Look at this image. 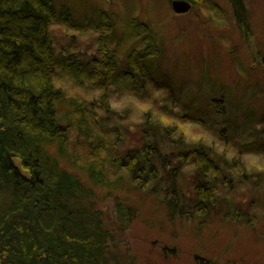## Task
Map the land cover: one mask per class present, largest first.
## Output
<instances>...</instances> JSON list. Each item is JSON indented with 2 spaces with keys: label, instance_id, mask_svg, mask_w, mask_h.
Masks as SVG:
<instances>
[{
  "label": "trees",
  "instance_id": "1",
  "mask_svg": "<svg viewBox=\"0 0 264 264\" xmlns=\"http://www.w3.org/2000/svg\"><path fill=\"white\" fill-rule=\"evenodd\" d=\"M186 1L194 4L196 0ZM230 2L237 27L251 37L246 0ZM103 14L106 20L102 26L94 28L99 35L97 56L100 61L96 60L94 69L89 71L88 59L79 60L76 54L66 57L68 52L54 41L51 28L55 25L79 29L68 4L56 0H0V264H120L114 254V234L129 226L130 212L123 201L117 200L114 222L108 223L110 211L104 207V198L62 165L61 159L71 156L67 148L70 128L78 139V143H74L88 152V175L98 187H114H109L110 174L120 181L119 171L125 170L132 179L155 180L151 191L172 218L190 217L199 225L207 226L218 210L215 206L219 204L221 208L226 204L219 213L224 211L221 218L228 223L256 230L258 221L264 219V212L259 215L256 211L263 203L255 209L254 200L250 210L244 213L239 207L243 198L238 200L236 192L245 179L250 180L257 194L264 196V191L255 178L244 174V167L237 159L216 154L213 148L202 143L194 147L181 138L175 143L183 149L173 150L176 144L169 128L148 118L146 123L137 125L144 141L149 142L147 145L139 146L136 152L122 153L125 158L110 151L105 153L110 144L104 145L103 139L111 134L106 132L107 124L96 117L93 102L66 99L62 89L55 85L57 70L64 68L78 76L87 74L88 79L102 89L118 84L141 94L140 90L155 81L153 77L163 73L162 68L156 67L160 59L150 60L149 57L162 55L163 58L165 49L161 48V40L149 23L132 19L130 25L124 24L134 30L140 27L143 31L139 34L143 38L126 54L117 51L118 47L113 46L116 29L109 23L107 14ZM133 22H137L136 25L133 26ZM132 37L127 36V41ZM139 44H145L143 49L147 51L138 48ZM251 83L252 80L248 84ZM218 97L222 99L219 94ZM100 102L107 107L106 96ZM66 103L69 117L63 116L60 110ZM216 104L220 113L226 115L224 104ZM184 110L180 108L188 117ZM257 118H251L244 129L250 152L264 148V131L258 133L253 127ZM198 123L217 128L203 117ZM224 124L227 127L221 130L229 131L223 132V137L227 142L231 139L239 143V124L230 120ZM94 142L97 145L93 146ZM182 152L193 157L199 167L192 180L194 192L179 188L176 174H173V186L164 189L160 185L161 169L156 161L162 162L166 159L164 156ZM108 164L114 166L113 171L108 169ZM224 191L230 192V196ZM259 200L264 202V198Z\"/></svg>",
  "mask_w": 264,
  "mask_h": 264
},
{
  "label": "rangeland",
  "instance_id": "2",
  "mask_svg": "<svg viewBox=\"0 0 264 264\" xmlns=\"http://www.w3.org/2000/svg\"><path fill=\"white\" fill-rule=\"evenodd\" d=\"M56 1L72 8L80 26L74 30L64 25L53 26L54 41L68 52L66 57L76 54L77 59H88L89 71L94 69L96 60L100 61L97 56L99 35L94 28L102 26L106 20L102 18L105 16L103 12L116 29L113 46L118 47L117 51L126 54L143 38L139 34L143 31L140 27L134 30L129 26L132 19L149 23L161 40V48L165 49L163 58L162 55L149 57L150 60L160 59L156 67L162 68L163 73H156L153 77L155 81L140 90L141 94L118 84L102 89L93 80L90 81L87 74L78 76L64 68L57 70L55 85L62 89L66 99L93 102L96 117L107 124L106 129L111 133V139H103L104 145L110 144L107 151L125 158V152H136L139 146L147 145L149 142L144 141L137 125L150 119L169 128L173 143L180 141V138L194 147L202 143L213 148L216 154L237 159L244 167V174L255 178L264 191V148L248 151V135L244 133L251 118L257 116L254 130L258 133L264 131V120L260 119L264 118V0H246L251 37L237 27L230 0H192L194 4L187 1L192 8L181 15L173 12L174 0ZM106 30L102 31L108 32ZM127 36L133 37L127 41ZM140 47L142 51L146 50L143 49L145 44H139ZM70 74L79 81L76 82ZM251 80L252 83L248 84ZM146 91L148 94L144 95ZM104 96L107 107L113 108L111 112H106L100 102ZM216 102L224 104L226 115L220 113ZM180 108L185 109L188 117ZM60 110H63V116L69 117L67 103ZM200 117L214 123L217 128L198 123ZM227 120L241 127L237 136L239 143L231 139L227 142L223 137V132L229 131L221 130L227 127L224 124ZM76 143L69 147L71 156L61 159L62 165L104 198V207L110 211L106 219L108 223L114 222L115 201H123L130 212L129 226L114 234V254L118 256V263L264 264L263 218L258 221L256 230L228 223L221 218L224 211L219 213V209L226 207V204L221 208L219 204L215 206L218 210L207 226L199 225L190 217L177 215L172 218L168 209L152 193V185H155L152 181L132 179L125 170H120V181L114 178L113 173L110 174L109 187H114L94 185L87 171L88 152ZM93 144L97 145L95 142ZM241 145L240 150L238 147ZM182 149L179 144L173 148L178 151ZM173 158L174 163L179 164V157ZM178 167L181 171L177 172V176L184 185L181 189L190 192L194 166L187 164ZM108 169L113 171L114 166L108 164ZM162 176L165 178L163 170L159 178ZM244 182V185H239L240 190L236 189L237 199L243 198L239 204L243 213L250 210L254 200L256 204L252 207L255 209L264 204L259 200L264 198L263 194L255 192L250 180L245 179ZM226 193L229 197L230 192ZM187 205L191 204L187 202ZM256 211L261 215L264 205Z\"/></svg>",
  "mask_w": 264,
  "mask_h": 264
},
{
  "label": "bare ground",
  "instance_id": "3",
  "mask_svg": "<svg viewBox=\"0 0 264 264\" xmlns=\"http://www.w3.org/2000/svg\"><path fill=\"white\" fill-rule=\"evenodd\" d=\"M104 109H105L106 112H111L113 108L111 106L110 107L108 106V107H104ZM106 132H108V131H106ZM68 135L70 136L69 141L67 142V144H68L67 148L69 149V147L71 148L73 143L77 142L78 139H76V137H75L76 134H75V132L73 131L72 128L68 129ZM106 136L107 137H105V138L111 139V134H108ZM107 153H108V151L106 152V154ZM182 153H179L178 155L177 154H171V155L164 156V158H166L164 161H162V162H164V165L162 164V162H157L156 161V163H159L160 169L163 170V172L165 173V178H164V176H162L160 178V183H161L160 185L164 189H168L167 187L173 186V184H172L173 178H174L173 174H176L175 176L177 178L178 187L181 188V187L184 186L183 182L180 179H178V176H177V172L181 171V169L178 167L180 165H187V164L193 165L194 169H195V172L193 173V176H194L193 177V181L195 180V178L197 176V173L199 172L198 164H195V162L193 160V157H190L189 155L185 156V154L184 153L182 154ZM174 156H178L180 158L179 159V164L174 163L175 162V160L173 158ZM212 156H214V155H212ZM182 159H185L186 161L182 162ZM162 165H163V169H162ZM164 168H167V169L165 170ZM169 171H171V172H169ZM166 179H168L167 182H166ZM151 181L154 182V184L156 183L155 180H153V179ZM219 181H220V179H219ZM191 183H192V180H191ZM163 184H165V185H163ZM192 185H193V183H192ZM193 190H194V188L192 186V189H190V191L194 192ZM184 191L188 192L186 190H184Z\"/></svg>",
  "mask_w": 264,
  "mask_h": 264
},
{
  "label": "water",
  "instance_id": "4",
  "mask_svg": "<svg viewBox=\"0 0 264 264\" xmlns=\"http://www.w3.org/2000/svg\"><path fill=\"white\" fill-rule=\"evenodd\" d=\"M192 6L186 0H174L172 2L173 12L177 15L186 14L191 10Z\"/></svg>",
  "mask_w": 264,
  "mask_h": 264
}]
</instances>
